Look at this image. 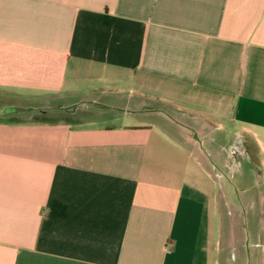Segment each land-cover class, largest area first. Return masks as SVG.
Returning <instances> with one entry per match:
<instances>
[{
  "label": "crops",
  "instance_id": "crops-1",
  "mask_svg": "<svg viewBox=\"0 0 264 264\" xmlns=\"http://www.w3.org/2000/svg\"><path fill=\"white\" fill-rule=\"evenodd\" d=\"M0 264H264V0H0Z\"/></svg>",
  "mask_w": 264,
  "mask_h": 264
}]
</instances>
